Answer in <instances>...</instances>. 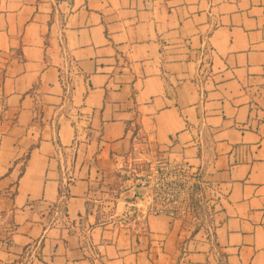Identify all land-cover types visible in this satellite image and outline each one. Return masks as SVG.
I'll use <instances>...</instances> for the list:
<instances>
[{
	"label": "crops",
	"instance_id": "obj_1",
	"mask_svg": "<svg viewBox=\"0 0 264 264\" xmlns=\"http://www.w3.org/2000/svg\"><path fill=\"white\" fill-rule=\"evenodd\" d=\"M143 145L210 185L184 218L147 213ZM0 236V264H264V0H0Z\"/></svg>",
	"mask_w": 264,
	"mask_h": 264
},
{
	"label": "built area",
	"instance_id": "obj_2",
	"mask_svg": "<svg viewBox=\"0 0 264 264\" xmlns=\"http://www.w3.org/2000/svg\"><path fill=\"white\" fill-rule=\"evenodd\" d=\"M147 163V171L138 175L135 183L147 193L149 215L184 218L199 192L202 196V190L210 187L199 172L185 162L159 158Z\"/></svg>",
	"mask_w": 264,
	"mask_h": 264
},
{
	"label": "rangeland",
	"instance_id": "obj_3",
	"mask_svg": "<svg viewBox=\"0 0 264 264\" xmlns=\"http://www.w3.org/2000/svg\"><path fill=\"white\" fill-rule=\"evenodd\" d=\"M149 148L148 146H140L139 150L134 154V158H135V161L131 162V165H129V170L130 172H132L133 175L135 174H139L141 175L144 171L146 172L147 169H148V163L147 161L150 160V161H153L154 159H159L160 156L159 155H154L152 153H149ZM167 159H169L167 157ZM139 160V161H138ZM135 179V177H134ZM203 200V196H201V193L199 192V196H197V199L195 200L192 208L195 206H199L201 204Z\"/></svg>",
	"mask_w": 264,
	"mask_h": 264
},
{
	"label": "trees",
	"instance_id": "obj_4",
	"mask_svg": "<svg viewBox=\"0 0 264 264\" xmlns=\"http://www.w3.org/2000/svg\"><path fill=\"white\" fill-rule=\"evenodd\" d=\"M0 242H1V236H0Z\"/></svg>",
	"mask_w": 264,
	"mask_h": 264
}]
</instances>
